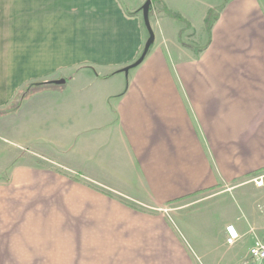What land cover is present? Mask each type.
<instances>
[{"label": "crops", "instance_id": "1", "mask_svg": "<svg viewBox=\"0 0 264 264\" xmlns=\"http://www.w3.org/2000/svg\"><path fill=\"white\" fill-rule=\"evenodd\" d=\"M146 1L0 0V110L41 88L0 116V264L68 244L88 264H241L263 236L264 0H149L132 66ZM220 188L232 212L205 226L141 212Z\"/></svg>", "mask_w": 264, "mask_h": 264}, {"label": "rangeland", "instance_id": "2", "mask_svg": "<svg viewBox=\"0 0 264 264\" xmlns=\"http://www.w3.org/2000/svg\"><path fill=\"white\" fill-rule=\"evenodd\" d=\"M142 15V13H141ZM142 18V17H141ZM179 21V20H178ZM48 168L51 169H58V167L51 166L49 164H46ZM73 176V175H71ZM253 177V176H252ZM82 181H85L84 178H80ZM243 184L247 188H255L252 186V180L250 178H247L245 180H242ZM251 182V184L247 185L248 183L245 182ZM229 189V188H228ZM228 189L226 188H220L219 190H212L207 193H202L199 195H195L193 197H190L186 200H183L180 203H172L167 205H160V206H153V207H142L140 208L144 211H141L142 213L152 214V215H159L164 217L165 223H167L169 226H173L174 230H183L184 227L189 228V222L190 217H192V225H203L205 226L208 218L213 217L217 218L220 217L222 214H227L230 211L232 212V207L230 205V194L229 192H226ZM256 189V188H255ZM251 203L254 204V206L257 210V212H260L259 210L264 211V202L261 200H256L254 198H250ZM136 209V207H135ZM216 212V213H215ZM202 213H204L205 217L202 218ZM193 215V216H192ZM186 217V219H185ZM202 218V219H201ZM131 220L134 221V218L131 217ZM183 223H185V226H183ZM226 227V226H225ZM215 228L213 229V238H216ZM178 231L177 235L179 234ZM253 235V234H252ZM250 240H254L251 239ZM66 241V239H65ZM64 241V242H65ZM72 240H67L66 242L70 243ZM247 241V240H246ZM246 241H244L241 244V236L240 239L232 246H228L226 244L225 236H224V251H226V248H232L236 246L239 242L240 249L236 250L241 256V254L244 253V246L246 244ZM185 246V245H184ZM83 249L86 251L87 247L82 246ZM75 245L68 244L65 246L62 250V253H33L27 256V259L24 263H16V264H88V255L84 253H79V251L76 253H79L76 257L75 250H78V248ZM186 249V248H185ZM189 254V259L191 261V264H206L207 261H209V258H207V255L204 257H200V253L191 251ZM23 258V256H21ZM220 257V254L219 256ZM73 261V262H72ZM218 264H225L223 262H220V258L217 259ZM244 261V260H243ZM243 261L241 264H243Z\"/></svg>", "mask_w": 264, "mask_h": 264}, {"label": "built area", "instance_id": "3", "mask_svg": "<svg viewBox=\"0 0 264 264\" xmlns=\"http://www.w3.org/2000/svg\"><path fill=\"white\" fill-rule=\"evenodd\" d=\"M257 186L262 185V176L252 179ZM240 239L239 232L234 225L228 224L225 227V240L228 246L234 245ZM244 264H264V234L261 238L254 240L248 249Z\"/></svg>", "mask_w": 264, "mask_h": 264}, {"label": "trees", "instance_id": "4", "mask_svg": "<svg viewBox=\"0 0 264 264\" xmlns=\"http://www.w3.org/2000/svg\"><path fill=\"white\" fill-rule=\"evenodd\" d=\"M150 1L151 2H154L155 1L156 2V0H150ZM150 12H151V8L149 6L148 15L150 14ZM164 12H165V14L168 17L183 22V19H181L180 17H178L176 15H173L167 9H164ZM216 18H217V14L216 13H212V12L209 13V15L207 16L206 21H205V26H206V30L208 31V33L210 32L211 25H212L213 21ZM37 86H39V83H33L31 86L30 85L24 86L23 89L21 90V92H19L16 95V97L14 98V100L6 108L0 110V116L7 115V114H9L11 112H14L18 108L21 99L26 98V97H28V96L36 93L38 90L41 89L40 86L39 87H37Z\"/></svg>", "mask_w": 264, "mask_h": 264}, {"label": "water", "instance_id": "5", "mask_svg": "<svg viewBox=\"0 0 264 264\" xmlns=\"http://www.w3.org/2000/svg\"><path fill=\"white\" fill-rule=\"evenodd\" d=\"M149 5H150V1L147 0L144 5L142 6V19H143V23H144V26L148 32V38L144 44V47H143V50H142V53L139 57V59L132 65V66H136L137 64H139L143 58L145 57V55L147 54L151 44L153 43V40H154V36H153V32L151 30V27H150V23H149V16H148V12H149Z\"/></svg>", "mask_w": 264, "mask_h": 264}]
</instances>
